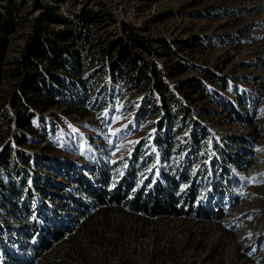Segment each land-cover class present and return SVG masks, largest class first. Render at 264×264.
I'll list each match as a JSON object with an SVG mask.
<instances>
[{"label":"rangeland","instance_id":"obj_1","mask_svg":"<svg viewBox=\"0 0 264 264\" xmlns=\"http://www.w3.org/2000/svg\"><path fill=\"white\" fill-rule=\"evenodd\" d=\"M39 13L57 52L30 75L15 66ZM0 46V151L25 154L5 155L0 193L27 187L1 199L6 264L50 212L63 236L31 264H264V0H0ZM126 169L128 198L165 175L200 210L77 212Z\"/></svg>","mask_w":264,"mask_h":264},{"label":"trees","instance_id":"obj_2","mask_svg":"<svg viewBox=\"0 0 264 264\" xmlns=\"http://www.w3.org/2000/svg\"><path fill=\"white\" fill-rule=\"evenodd\" d=\"M42 14L39 13L37 17L35 18V23L33 25V28L30 32V34L27 35V39L25 41V47L23 50V53L21 55V58L16 61V68L17 69H24L27 71L26 74H36V66L33 65V60L38 57L42 58H47L49 59L55 56L56 51V46L55 44V38L50 36H46V33L42 30L41 27V19H42ZM60 39V38H59ZM0 46V53H1V48ZM0 62H1V54H0ZM28 68V70H27ZM29 72V73H28ZM1 74V72H0ZM23 74V75H26ZM39 75V74H38ZM44 77V75H42ZM5 78V77H4ZM45 78V77H44ZM23 79L25 81V78L23 76ZM22 81V80H21ZM19 81V83H21ZM0 82H1V76H0ZM19 83H18V88H19ZM157 87V83L155 84ZM161 84H158L159 90H161ZM17 91H14L13 94H10L9 97H7V102L10 101L11 97L16 96ZM16 98L15 100L10 101V106H15L16 105ZM166 113V112H165ZM26 124V123H25ZM194 148V147H193ZM10 149V148H9ZM10 151V150H9ZM14 151V155L11 157L4 151H0V163L2 165H6L7 161H4L5 155L9 156L11 161L7 164V167L9 169H13L15 167V163L17 160L22 157L20 155H25L23 152L19 151ZM195 152V151H194ZM4 161V162H3ZM28 159L23 160V164L28 165ZM212 162L210 166H212ZM130 169V168H129ZM130 171L124 170V173L121 177V182L114 187L113 189L106 191L103 189H100L98 186L97 187H90L88 184L85 185V190L82 191V193L88 198L89 202L88 203H80L77 201H73V204L76 206V209L78 213L80 211H84L87 209L89 206V203L92 204V207L95 208H104L106 206H114L118 209L126 210L128 213L138 216V217H143L144 219H154V218H165V217H173V216H180L184 215L186 213H191L193 211H198L200 210L198 204H197V197L195 194V191H188L187 193H184L185 197L187 199H184L186 201L185 207L184 208L182 203H180V198L181 196H175L174 193H176V185L174 181L171 178H168L165 175H160V178H157L154 181V186L149 187L147 189V192L143 193L142 189H138L136 192H133L131 197L128 198V195L130 193V188L132 187V180L130 177H127L129 175ZM98 178L97 181L98 183H102L103 186H106L108 183L107 177L104 176V173L100 170L99 173L97 174ZM128 178V179H126ZM101 180V181H100ZM169 180H171L169 182ZM6 182H9V180H6ZM76 186H80L82 183L81 188L84 189V183L76 180L74 181ZM168 183V184H166ZM4 191L0 193V204L2 203L1 199L3 194H8V195H15V197H18L19 194H21L22 190H26L27 187H25L24 183L21 181L17 185L14 184H2ZM193 188V187H192ZM21 189V191H20ZM26 192V191H25ZM76 202V203H74ZM12 211V212H11ZM186 211V212H184ZM14 214H19L20 216L23 215L24 212H20L16 207L11 208L9 213ZM25 215V214H24ZM48 218V223L44 224L43 218L40 217V219L37 217V215H33L31 220H30V225L29 226V231L30 234H28V240L30 242V246L32 247L31 250V255H26L20 256V257H15L13 255V258L16 260L20 261L21 264H31V260L33 257H39L43 252L47 251L50 249L51 244L62 238L63 233H64V225H56L54 223V217L51 214H47ZM22 217V216H21ZM30 219V218H29ZM19 247V246H17ZM41 251H43L41 253ZM6 252V251H5ZM8 254H11L8 250ZM1 264H6L5 261L0 259Z\"/></svg>","mask_w":264,"mask_h":264}]
</instances>
